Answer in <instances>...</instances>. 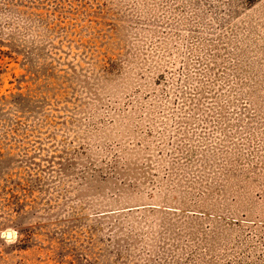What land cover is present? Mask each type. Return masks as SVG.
Listing matches in <instances>:
<instances>
[{"label": "rangeland", "instance_id": "obj_1", "mask_svg": "<svg viewBox=\"0 0 264 264\" xmlns=\"http://www.w3.org/2000/svg\"><path fill=\"white\" fill-rule=\"evenodd\" d=\"M0 264H264V0H0Z\"/></svg>", "mask_w": 264, "mask_h": 264}, {"label": "water", "instance_id": "obj_2", "mask_svg": "<svg viewBox=\"0 0 264 264\" xmlns=\"http://www.w3.org/2000/svg\"><path fill=\"white\" fill-rule=\"evenodd\" d=\"M6 238H12V233L10 232V231H8L7 233H6Z\"/></svg>", "mask_w": 264, "mask_h": 264}, {"label": "trees", "instance_id": "obj_3", "mask_svg": "<svg viewBox=\"0 0 264 264\" xmlns=\"http://www.w3.org/2000/svg\"><path fill=\"white\" fill-rule=\"evenodd\" d=\"M256 1H258V0H248V2H250V3H254Z\"/></svg>", "mask_w": 264, "mask_h": 264}]
</instances>
